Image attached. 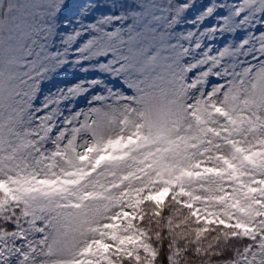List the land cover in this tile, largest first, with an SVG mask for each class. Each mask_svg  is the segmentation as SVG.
Wrapping results in <instances>:
<instances>
[{
    "label": "snow or ice",
    "instance_id": "1",
    "mask_svg": "<svg viewBox=\"0 0 264 264\" xmlns=\"http://www.w3.org/2000/svg\"><path fill=\"white\" fill-rule=\"evenodd\" d=\"M0 264H264V0H0Z\"/></svg>",
    "mask_w": 264,
    "mask_h": 264
}]
</instances>
